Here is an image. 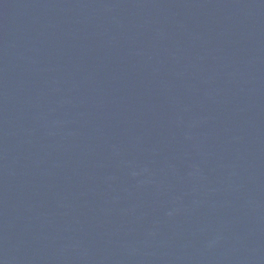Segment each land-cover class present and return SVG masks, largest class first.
<instances>
[{
  "label": "water",
  "instance_id": "water-1",
  "mask_svg": "<svg viewBox=\"0 0 264 264\" xmlns=\"http://www.w3.org/2000/svg\"><path fill=\"white\" fill-rule=\"evenodd\" d=\"M0 264H264V0H0Z\"/></svg>",
  "mask_w": 264,
  "mask_h": 264
}]
</instances>
